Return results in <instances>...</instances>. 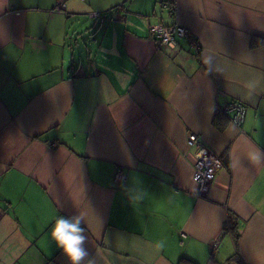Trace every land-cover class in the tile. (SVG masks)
<instances>
[{"label":"crops","instance_id":"0c3cea01","mask_svg":"<svg viewBox=\"0 0 264 264\" xmlns=\"http://www.w3.org/2000/svg\"><path fill=\"white\" fill-rule=\"evenodd\" d=\"M168 1L0 0V264H68L60 215L95 264H264V0ZM201 147L227 156L203 196Z\"/></svg>","mask_w":264,"mask_h":264},{"label":"built area","instance_id":"2783aa9c","mask_svg":"<svg viewBox=\"0 0 264 264\" xmlns=\"http://www.w3.org/2000/svg\"><path fill=\"white\" fill-rule=\"evenodd\" d=\"M162 6L172 12L175 10L173 0L163 3ZM94 17L99 18L100 16L94 15ZM152 34L160 45L171 49L176 48L178 39L191 37L189 30L178 23H174L169 27H155L152 30ZM221 112L229 116L230 122L233 125L240 127L245 120L246 107L240 102L231 101L221 110ZM189 143L190 145L197 143L195 135L189 136ZM221 167L222 162L220 158L206 148L201 147L194 158L193 176L194 181L198 186V195L203 196L208 192L214 175L219 169H221ZM122 179H124V175L122 173H117L116 180Z\"/></svg>","mask_w":264,"mask_h":264},{"label":"clouds","instance_id":"9594fccd","mask_svg":"<svg viewBox=\"0 0 264 264\" xmlns=\"http://www.w3.org/2000/svg\"><path fill=\"white\" fill-rule=\"evenodd\" d=\"M254 159L264 162V153H258ZM84 221L80 215H60L51 227V238L66 257L68 264H95L86 247L88 237Z\"/></svg>","mask_w":264,"mask_h":264},{"label":"rangeland","instance_id":"374dc122","mask_svg":"<svg viewBox=\"0 0 264 264\" xmlns=\"http://www.w3.org/2000/svg\"><path fill=\"white\" fill-rule=\"evenodd\" d=\"M100 21H97V22H93V21H90V20H85V24H84V27L83 28H85L86 30H89V32L90 33H92V34H94L95 32H98V29H99V26H100ZM106 24V21L104 20V22H103V26ZM89 38V44H91V42H90V38H91V36L89 35V36H87L86 34H85V38H84V40L87 42V40L86 39H88ZM92 41V40H91ZM80 43V49L82 48H84L83 46H84V43H82L83 44V46L81 45V41L79 42ZM83 51V55H82V57H83V60L84 61H86V58H87V56H88V54L89 55H91V56H93L94 55V53H95V49L94 48H92V47H89V52L88 53H86V54H84V49L82 50ZM68 56V55H67ZM66 56V57H67ZM68 58V57H67ZM67 58H66V60H67Z\"/></svg>","mask_w":264,"mask_h":264},{"label":"trees","instance_id":"16d2710c","mask_svg":"<svg viewBox=\"0 0 264 264\" xmlns=\"http://www.w3.org/2000/svg\"><path fill=\"white\" fill-rule=\"evenodd\" d=\"M173 2H174V1H173ZM171 12H172V11H171ZM221 114H222V116H218V117H216V119H215V121H214L215 124H218V123H217L218 118H222V117L227 116V118L229 119V116H228V115H226V114H224V113H222V112H221ZM229 121H230V119H229ZM222 129H223V128H221V130H222ZM219 158H220L221 162L226 166V165H227V156H226V155H225V156H220ZM230 220H232V219L230 218ZM231 222H232V226L234 227V226H235V222H234V221H231ZM178 264H195V263H193V262H191V261H189V260H187V259H180V261H179Z\"/></svg>","mask_w":264,"mask_h":264}]
</instances>
